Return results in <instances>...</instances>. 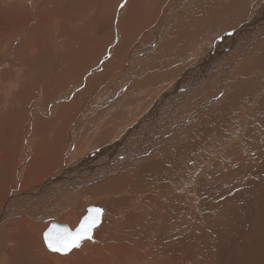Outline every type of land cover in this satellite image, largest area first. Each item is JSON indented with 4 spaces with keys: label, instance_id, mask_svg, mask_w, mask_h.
<instances>
[{
    "label": "bare ground",
    "instance_id": "1",
    "mask_svg": "<svg viewBox=\"0 0 264 264\" xmlns=\"http://www.w3.org/2000/svg\"><path fill=\"white\" fill-rule=\"evenodd\" d=\"M29 1V5L25 7L18 5L7 7L8 2L0 0V7L1 9H5V11H8V8H23L25 11L31 8L35 14L34 16L30 14V16L25 15L26 12L23 10V14L25 15H23V19L14 23L6 22L0 24V35L3 41H5L4 38L7 36L13 40L15 30L18 27L22 29L27 28L28 31L30 27L34 26L32 25L34 17L37 19L36 25L39 23L41 25L42 22L45 24L43 28H37V30L33 28L35 30L33 34L31 36H28L30 35L28 34L23 38V42L29 45V64L24 74L19 75L14 73L15 69L23 68L25 64L13 59V51H4L5 49L0 51V264H210L212 259H225L224 255H226L227 245L221 241V239H224L223 230L220 229L217 236V238L219 237L218 240L209 243L206 241V236L202 233L203 228L200 226L202 222L199 221V218L201 219V216H203V218L211 220L213 217L211 214H207V217L205 216L206 209H208L205 206L206 201L203 203L204 205L201 203L203 205L201 214L196 211L197 209L187 207L189 200L187 201L186 197H183V193L181 195H176L174 192L169 194L170 191L168 190L170 186L173 188L172 191H178V187H186L184 182L190 179L194 169L198 167V163L192 165L194 161L192 154L199 149L202 150L207 140L214 138L218 131H222V123H218L220 118L225 119L223 123L227 124L228 120L224 115L228 110V105L225 106L226 102H230L231 99L237 100L251 95L250 93L253 88L264 79L262 71L260 69L255 70L264 68V52H256L258 55L256 65L255 54L252 55L249 66L243 69L238 79H232V75V77L226 79L230 69L235 71L242 64L238 60H240L244 53H246L245 55H251L249 52L251 50L248 48L251 45H253L251 49L254 48L258 39L264 36V11L258 9L255 12V16L257 15L256 20L247 27L245 25L242 29L231 33L232 39L229 38L230 36H226L217 42L205 41L206 46L204 45L202 48L204 49V54L200 57L201 60H196L197 62L191 68H188L187 72L185 71V78L179 79V82L177 80H170L172 83L170 86L168 85L166 91L157 93V90L163 88L162 86L155 90L156 98L153 103L154 106L151 109L149 108V118L143 113L137 117H130L132 119L128 121L125 120L116 124L117 128L122 126V129H126L127 131H146L138 139V141H141V144L131 142L127 137L122 142L118 136L122 131H114L113 134L101 133L100 137L107 135L112 138L114 136V142L109 148L101 151L95 150L96 153L91 150L89 155L84 153L87 150L84 148L75 149V153L72 150L74 154L72 153L71 156L73 155L75 163L73 162L74 164L71 167L65 168L63 165V158L65 156L63 157V154L69 153L66 150L68 149L66 148V142L73 136H71L73 131L71 129L74 126L72 124L76 121V117L79 118V116L85 115L87 118L92 113L93 106L88 107L87 112H83L84 104L89 103L86 100L88 97L85 94L87 92L90 95L92 94V91H94L92 88L99 82L100 76L97 79L93 80L92 78L89 80L86 88L83 91L77 92L72 97L70 104L60 102L50 108L53 102H57L63 98H70L72 91L80 87L83 78L79 76L80 82L77 86L70 84V82L68 84V78L66 79L65 77L64 79L63 77L68 75L65 74L69 70L67 68L73 64L64 63L62 59L58 60L61 50H66L63 46H67L64 42L68 37L60 34V32L57 34L58 20L54 17L49 18V14H52L56 9L50 6L53 11H46L45 16L39 15V12L35 8L43 7V2H40L37 6L33 3V0ZM58 14L65 17L66 12L59 11ZM79 22L80 20H77L75 25ZM30 30L32 29L30 28ZM73 33L78 34L77 32ZM26 39L30 40L26 42ZM250 40H252L251 44ZM94 45H96L94 42L85 45V49L89 50ZM15 46L18 45L15 44ZM87 46L90 48H87ZM53 47H55L54 50ZM58 50L60 51L58 52ZM88 50H80L78 54L73 53L72 57H68L66 60L69 61V58L73 60V58L76 59L77 57L84 56ZM122 51L123 48L120 50V53ZM113 55L115 57L118 56V54ZM54 57L58 61L55 63V67H52L50 64L54 63ZM222 62H224L223 65L226 67L224 69L226 76L223 79L226 82L229 80L230 84L229 82L227 83L228 89L225 93V104L220 105V108L215 112L216 116L212 117L213 114L211 113L208 119L207 117H202V124L199 126L195 125L197 127L192 130L191 127L193 128V124H195L193 120L191 121L192 118L189 124H181L182 128L184 127L187 130L188 137H184L185 139L178 140V131H181L179 129L160 132L158 130L160 127L159 123L172 114L173 111H176L179 106L185 105L182 100L187 98L188 92L195 89V87H200L201 81L196 78L197 75L215 72ZM115 64L118 65L117 62ZM115 64L113 66L107 65L101 75L106 76V79H108L113 70L119 67ZM71 76L69 79L72 78ZM184 79L186 81L183 83ZM234 81L236 82L233 84ZM106 90L108 91V89ZM219 90L221 91V89ZM39 94L44 98H37L38 100L35 105L37 110L33 111L34 106L31 104V101L39 96ZM59 94L64 95V97H59ZM202 96L205 98L208 95L203 92ZM97 101L100 100L97 99ZM184 105L183 112L181 110L182 117L185 115L184 112L190 115V112H186ZM198 106L196 107V111L199 114L201 108L199 106V111ZM114 107L115 105L110 107L109 110L111 111ZM94 108L96 107L94 106L93 110ZM165 109H168L169 112H165ZM229 110L231 111L230 107ZM197 117L199 116L197 115ZM137 121H140L139 125L136 124ZM31 123L33 124L31 125ZM233 124L229 128L231 131L236 128V122ZM31 126H34L33 130ZM35 128L36 130H34ZM155 128H158L157 132L164 135L161 139L157 140L155 148L162 144L161 140L162 142L176 140V144L172 147L166 146L168 153H170L169 157H158L163 156V151L161 150L163 146L160 149L158 148L161 150L160 152L152 149L154 143L148 146L149 134H147V131H155ZM38 129L41 131L38 134V136L40 135L39 138L36 137V133L34 132L38 131ZM27 131L33 132L28 135ZM170 132L174 134L169 136ZM22 133L23 137L21 141ZM28 136L29 140L27 142L26 137L28 138ZM34 139L36 141H33ZM18 140L21 141V144ZM127 142L132 146V149L129 151H126L124 146ZM73 143L75 144L74 141ZM73 143L70 141V144ZM86 143L88 146L91 144L88 141ZM99 143H95V146ZM81 144L80 146H82ZM151 149L154 155L149 158L148 151ZM60 159L63 162L61 164L58 162ZM82 161L84 163H80ZM27 162L29 166L27 168V175H25L23 172ZM20 165L22 167L18 171ZM142 165L143 167L141 168L140 166ZM79 167L80 169H78ZM162 171L164 172L161 175H157L158 172ZM213 171L210 170V173L213 174ZM52 172L54 175L58 174L47 178V174H51ZM205 172H208V170ZM44 176L45 179L37 184V181L39 182ZM148 180L150 181L149 184ZM199 180L202 181L201 183L205 182V175H202ZM201 183L199 181L198 184ZM201 192L208 193L205 188L202 191L200 190L199 193L202 194ZM219 193L223 196L221 190H219ZM61 200L62 202L59 203ZM54 202H58L57 206L59 209L56 205L57 210L52 211L50 209L51 213L48 216L56 219L52 222L48 220L50 225L53 222L68 225L71 230H75L76 226H78L88 206L96 204V206L102 208L104 214L102 222L94 232V240L84 241L81 248L74 249L67 255L51 252L47 248L42 235L43 228H46V230L49 228L42 221L45 217L42 213L49 212L47 208H50V205ZM85 205L88 206L85 207ZM181 219H185V221L189 220V223H192V227L186 230L185 233L179 232L180 228L175 230L174 227L175 223ZM254 230L256 234V239H254L255 245H251L250 247L253 252H255L256 246L260 244L264 245V230ZM252 235L254 237V234ZM259 239L262 241L258 242ZM260 251L264 252L263 250ZM233 262L235 264H244L247 261ZM259 263L264 264V262L256 259L255 261L252 260L250 262L249 260L248 262V264Z\"/></svg>",
    "mask_w": 264,
    "mask_h": 264
},
{
    "label": "rangeland",
    "instance_id": "2",
    "mask_svg": "<svg viewBox=\"0 0 264 264\" xmlns=\"http://www.w3.org/2000/svg\"><path fill=\"white\" fill-rule=\"evenodd\" d=\"M6 1L8 2L7 7H10L11 5L25 7L28 6L30 2L29 0ZM40 2H43V7H39L38 9L35 8L39 12V15L46 14V11H53L50 6L54 7L56 11L49 14V18L54 17L58 20V27L56 28L57 34L60 32V34L68 37L64 42L67 46L64 44V46L62 45L66 48V50H61L58 57V60L62 59L64 63L68 62L71 63V65L73 64L71 66L72 68L68 66L67 69L69 70L65 73L68 75L63 76L64 79L65 77L66 79L68 78V84L70 82V84L79 85V76L83 78L80 87L72 91L70 98H63L62 100L53 102L50 105V108L60 102L70 104L72 97L77 92L83 91L89 80L92 78L93 80L95 78L97 79L100 76L99 82L92 88L95 92L92 91L91 95L89 92L85 94V96L88 97L86 100L89 101V103L84 104L83 112H87L86 110L90 106H95L96 108L93 110L92 107V113H90L87 118L85 115H81L79 118L76 117V121L72 124V126L74 125V128L72 127L71 129V131L73 130L71 136H73L66 142V148L68 149H65L68 150L67 152L69 153L66 155L63 154V157L65 156V158H63L64 163L61 159L60 161L58 160L59 164L63 163L65 168L71 167L72 164L75 163L73 155L71 156V154L73 151L75 153L78 148L87 149L84 152L86 155H89L91 150L96 153L95 150L101 151L109 148L114 142V136L112 138L107 135L100 137L99 135H101V133L113 134L114 131H122L118 134L122 142L127 137L131 142L141 144V141H138V139L141 138L146 131H127L126 129L123 130L122 126L117 128L116 124L125 120L128 121L143 113L146 114L147 118H149V110L154 106L153 103L156 98L155 90L162 86L163 88L157 90V93H161L167 90L168 85L170 86L172 83L171 81H178L179 79L185 78L184 74L187 72L186 70L191 68V66L197 61L201 60L200 57L204 54V49L202 48L204 45L206 46L205 41L217 42L226 36H230L229 38L232 39L233 37L231 33L242 29L245 25V27H247L250 23L256 20L257 15L255 16V12H257L258 9H260V11H264V0H126V2L125 0H33V3L37 6ZM121 5H123V7H121ZM8 9V11H5V9H1L0 7V24L6 22L14 23L23 19L25 15H35L31 8L26 11L23 8ZM23 10L26 12L25 15L23 14ZM59 11H65V17L58 14ZM77 20H80V22L75 25ZM36 23L37 19L34 17L32 22V25L34 26L30 27L32 30L29 28L27 31V28L22 29L21 27H18L15 30L13 40L7 36L4 38L5 41H3L0 35V51L4 49V51H13V59L21 61L25 64L23 68L15 69V74H24L26 72V67L29 64V45L23 42V38L28 34H30L28 36H31L37 28H43L45 26L43 22L41 25H39L40 23L36 25ZM73 32H77L78 34H74ZM72 34L73 36H71ZM29 40L30 39H26V42ZM93 42L96 44L93 48L87 46V48L90 49H85V45H89ZM249 42L251 44L252 40ZM263 42L264 36H261L254 48L251 49V46L253 45L248 48L251 50L249 51L251 55H245L246 53H244L240 60H238L242 64L235 71L230 69L229 73H227L229 74L228 76H226V72H224V69L226 68L225 65H223L224 62L219 64V67L215 70V72L197 75L196 78L201 81L200 87H195L196 90L193 89L188 92L186 96L187 98L182 100L184 101L183 103H185V105H183L186 108V112H190V115L189 113L184 112L185 115L182 117V112L184 110L183 105L179 106L176 111L172 110L174 114L172 112L171 113L173 115L170 114L168 116L169 118L167 117L159 123L160 127L157 129L160 132L179 129L181 131H178V140L185 139L188 137L187 130L184 127L183 129L181 124H189L193 120L195 124H193V128L191 127L192 130L202 124V117H207L208 119V117L211 116V113L213 114L212 117L216 116L215 112L220 108V105L222 106V104H225V93L228 89L227 83L229 80L226 82L223 77L226 76V79H228L233 76L232 79H238L239 74L243 71V69L249 66V61L253 54H255L256 65L258 60L257 53L264 52ZM15 44L18 46H15ZM124 46H126V48H124ZM122 48L123 51L120 53ZM54 49L55 47H53V50ZM80 50H88L86 55L81 56L82 59L81 57H77L76 59L73 58V60H70V58L69 61L66 60V58L72 57L73 53L78 54ZM59 51L60 50H58V52ZM113 54H118V56L115 57ZM55 57L54 63L50 64L52 67H55L54 65L58 61ZM78 58H80L78 60L80 62L77 61ZM116 62L118 65L115 64ZM114 64L119 67L113 70L108 79H106V76L101 75L107 65L113 66ZM84 67L85 69H83ZM128 67L129 69H127ZM259 69L262 71V75H264V68H258L255 70ZM70 76L72 78L69 79ZM185 81L186 79L183 80V83ZM235 82L236 81H234L233 84ZM263 82L264 79L260 82V84L253 88L250 93L251 95L237 100L231 99L230 102H226L225 106L228 105V112L226 111L224 115L227 117V124L223 123L225 119L220 118L218 123H222V131H218L214 138L207 140L208 143L206 142L204 144L202 150L199 149L192 154V158L194 159L192 165L198 163V167L194 169L190 179L184 182L186 187H178V191H172L173 188H171V186L169 190L167 188V190L170 191L169 194L171 192H174L176 195H181L183 193V197H186L185 199H187V201L189 200L187 203H190L189 205L187 204V207H193V209H197L196 211L201 214L204 205L203 203L206 201L205 206L208 209H206L205 216L207 217L211 214L213 217L209 220L208 218H203V216H201L199 221L202 222L200 226L203 228L202 233L206 236V241L208 243L218 240L219 237L217 238V236L220 229L223 230L224 239H221V241L227 245L226 255H224L225 259H212L210 264H235L233 261H247L246 263L248 264L249 260L251 262L252 260L255 261V259L264 262V252L260 251H264V245L260 244L256 246L255 252H253L250 248L251 245H255L254 239H256V234L254 229L264 230ZM106 89H108V91ZM219 89H221V91ZM203 92H205L208 96L204 98L202 96ZM60 94L59 97H64V95L62 96ZM41 97L43 96L39 94V96L32 99L33 102L31 101V104L34 106L33 111L37 110L35 108L38 100L37 98ZM97 99L100 101H97ZM114 105L115 107L110 111L109 108ZM198 105L200 106L201 111L199 110ZM197 106L200 111L199 114L196 111ZM229 107L231 108V111L229 110ZM165 112H169L168 109H165ZM197 115L199 117H197ZM235 122L236 128L231 131L229 128H231ZM32 124L33 123H31V125ZM33 127L31 126L32 130ZM157 129L155 128V131H147V134H149L148 146L154 143L152 149H155L156 152H160L161 150L163 151V156L158 157H169L170 153H168V148L166 146L172 147L176 144V140H170V142H162L161 140L162 144L160 146L156 145L157 147L155 148L157 140L164 136L163 134H160V132H157ZM34 130H36V128ZM32 132L33 131H27V134H32ZM34 132L36 133V137L39 138L40 135L38 136V134L41 131L38 129V131ZM170 133L171 134H169V136L174 134L173 132ZM22 137L23 133L21 135V141ZM28 140L29 136L28 138L26 137L27 142ZM21 141H19L20 144ZM33 141H36V139ZM70 141L72 143L73 141L75 142V144L73 143L74 147L73 144H70ZM87 141L88 143H91L89 146L86 143ZM181 141L185 142L186 140ZM95 143L99 144L95 146ZM80 144L82 146H80ZM124 146L126 151L132 149L131 144L128 142L126 145L124 144ZM158 148L162 149L159 150ZM152 149L148 151L149 158L154 155ZM80 163H84V161ZM28 164L29 163L27 162V166L25 165V170L23 172L25 175H27ZM21 167V165L18 167V171ZM140 167L142 168L143 165ZM78 169H80V167ZM206 170H208V172H205ZM210 170H214L213 174L210 173ZM164 171L160 173L158 172L157 175H161ZM48 174L47 178L54 175L53 172ZM57 174L58 173L55 175ZM201 174L205 175L206 178L203 183L199 180L202 176ZM45 176L39 182L37 181V184L44 180ZM199 181L203 186L198 184ZM139 182H141V180H139ZM149 183L150 181L148 180V184ZM203 188H205L208 193L205 194L201 192L202 194H200L199 192L200 190L202 191ZM219 190H221L223 196H221ZM204 194L205 196H203ZM60 202H62V200L59 201V203ZM55 205L57 206L58 202H54L50 205V208H47L49 210L47 213L49 214L42 213V215L45 216L42 221L44 225L46 224L45 226L47 228L49 227L50 222L56 220L55 218H50V216H48L51 213L50 209H52V211L57 210L58 206L56 208ZM87 206L88 205H85V207ZM48 220L51 221L49 222ZM174 227L175 230L180 228L178 231L185 233L186 230L192 227V223H189V220L185 221V219H181L175 223ZM45 230L46 228H43L42 235ZM252 234H254V237ZM259 241L262 240L259 239L258 242ZM244 254L247 255L244 256ZM245 257L246 259L244 260Z\"/></svg>",
    "mask_w": 264,
    "mask_h": 264
},
{
    "label": "snow or ice",
    "instance_id": "3",
    "mask_svg": "<svg viewBox=\"0 0 264 264\" xmlns=\"http://www.w3.org/2000/svg\"><path fill=\"white\" fill-rule=\"evenodd\" d=\"M103 214L104 210L100 207L90 208L88 215L84 217L75 231L67 227L53 225L43 233L47 248L53 253L67 255L74 249L81 248L84 241H93L94 232L102 222Z\"/></svg>",
    "mask_w": 264,
    "mask_h": 264
},
{
    "label": "water",
    "instance_id": "4",
    "mask_svg": "<svg viewBox=\"0 0 264 264\" xmlns=\"http://www.w3.org/2000/svg\"><path fill=\"white\" fill-rule=\"evenodd\" d=\"M92 207H98V206H96V205H93V206H92V205H91V206H88V207H87V209H86L85 215H84V216L81 218V221H80V223L83 221L84 217L88 215L89 209H90V208H92ZM80 223L78 224V226H77L76 228H78V227H79ZM53 225H58V226H60V227H67V228H69V229H70V227H69L68 225H61V224L54 223V222H53V223H51V225L49 226V228H51ZM49 228H48V229H49ZM76 228H75V229H76ZM46 231H47V230H46ZM73 231H75V230H73Z\"/></svg>",
    "mask_w": 264,
    "mask_h": 264
},
{
    "label": "crops",
    "instance_id": "5",
    "mask_svg": "<svg viewBox=\"0 0 264 264\" xmlns=\"http://www.w3.org/2000/svg\"><path fill=\"white\" fill-rule=\"evenodd\" d=\"M136 124L139 125L140 124V121H137Z\"/></svg>",
    "mask_w": 264,
    "mask_h": 264
}]
</instances>
